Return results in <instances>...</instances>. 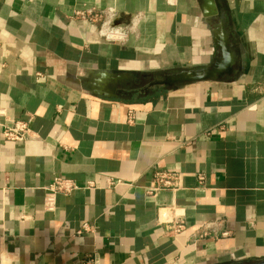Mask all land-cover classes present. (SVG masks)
Segmentation results:
<instances>
[{"label": "crops", "instance_id": "obj_1", "mask_svg": "<svg viewBox=\"0 0 264 264\" xmlns=\"http://www.w3.org/2000/svg\"><path fill=\"white\" fill-rule=\"evenodd\" d=\"M218 4L233 72L141 94L167 73L212 64ZM109 10L131 29L123 42L78 15ZM29 119L26 141L3 138L5 125ZM158 172L179 179L163 186ZM56 176L96 187L57 195L47 211ZM258 260L264 0H0V264Z\"/></svg>", "mask_w": 264, "mask_h": 264}, {"label": "built area", "instance_id": "obj_2", "mask_svg": "<svg viewBox=\"0 0 264 264\" xmlns=\"http://www.w3.org/2000/svg\"><path fill=\"white\" fill-rule=\"evenodd\" d=\"M174 0H168L169 3H173ZM78 15L81 18L91 20L99 23V34L107 42H123L127 39L130 32V28L127 26H119L114 23V14L112 10L102 13H93L91 11L79 12ZM31 136L30 119L29 120H17L13 121L10 125L4 126L3 138L8 141L24 142ZM157 183L160 185H173L179 179V176L173 172H158L156 173ZM200 179H203L201 176ZM109 186L116 185L113 179L109 178L107 181ZM96 184L88 182L85 186H81L73 179H68L60 176H56L53 180L44 188L46 192L45 198V210L52 211L55 209V202L57 195L68 196L79 189L95 188ZM157 190V188H155ZM151 193V191L149 192ZM222 219L218 218L213 222H206L201 225L199 231V238L208 237L211 233H215L216 229L221 225ZM172 224L174 230L177 233H182L185 230V225L182 220L169 221Z\"/></svg>", "mask_w": 264, "mask_h": 264}, {"label": "water", "instance_id": "obj_3", "mask_svg": "<svg viewBox=\"0 0 264 264\" xmlns=\"http://www.w3.org/2000/svg\"><path fill=\"white\" fill-rule=\"evenodd\" d=\"M213 32L217 48V55L209 67L167 73L162 79H156L150 82L148 86L140 89V92L147 94L155 86L159 85L165 86L167 88H173L176 85L181 84H189L208 80H218L222 78L225 74H231L233 72L235 58L230 50L224 14L220 4H218V22L215 24ZM121 91L124 94H132L136 92H128L125 90ZM233 264H264V260H258L253 262H239Z\"/></svg>", "mask_w": 264, "mask_h": 264}, {"label": "rangeland", "instance_id": "obj_4", "mask_svg": "<svg viewBox=\"0 0 264 264\" xmlns=\"http://www.w3.org/2000/svg\"><path fill=\"white\" fill-rule=\"evenodd\" d=\"M140 93V92H139ZM143 92H141V94H142Z\"/></svg>", "mask_w": 264, "mask_h": 264}]
</instances>
